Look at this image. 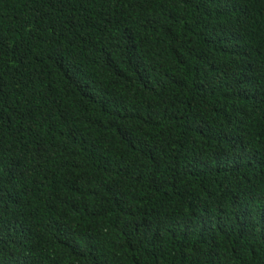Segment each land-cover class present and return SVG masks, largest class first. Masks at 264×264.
<instances>
[{"label": "trees", "instance_id": "obj_1", "mask_svg": "<svg viewBox=\"0 0 264 264\" xmlns=\"http://www.w3.org/2000/svg\"><path fill=\"white\" fill-rule=\"evenodd\" d=\"M0 264H264V0H0Z\"/></svg>", "mask_w": 264, "mask_h": 264}]
</instances>
